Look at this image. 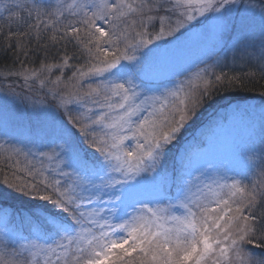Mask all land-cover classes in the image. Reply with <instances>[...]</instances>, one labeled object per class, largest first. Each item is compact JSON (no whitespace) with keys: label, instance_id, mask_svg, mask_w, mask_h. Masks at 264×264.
Masks as SVG:
<instances>
[{"label":"snow or ice","instance_id":"6c2138e0","mask_svg":"<svg viewBox=\"0 0 264 264\" xmlns=\"http://www.w3.org/2000/svg\"><path fill=\"white\" fill-rule=\"evenodd\" d=\"M196 25L211 43L192 72L176 53ZM0 38V79L22 82L5 96L36 110L13 123L0 101V200L26 198L0 206V264H264V101L258 125L213 109L168 163L244 84L225 41L264 79V0H0ZM233 125L227 155L194 166Z\"/></svg>","mask_w":264,"mask_h":264},{"label":"rangeland","instance_id":"374dc122","mask_svg":"<svg viewBox=\"0 0 264 264\" xmlns=\"http://www.w3.org/2000/svg\"><path fill=\"white\" fill-rule=\"evenodd\" d=\"M26 15V13H25ZM202 28L200 25H196L192 28L190 33L182 38L181 48L177 51L176 55L179 58V66L186 68L191 66L192 72L197 71V65L203 67V64L199 63V59H203V51L209 46L211 41L208 37L201 36ZM231 45L225 41L223 47L217 49V55L222 59L227 57L225 63L227 64V69L234 67L235 65H249L252 67L253 62L251 60H245L242 58L240 53H234L230 51ZM4 81V80H3ZM7 84L0 83V101L8 99V117L13 123L18 121L27 122L29 120L35 122L36 110L33 107L28 106L26 103L22 102L21 99H13L10 96H5L8 92ZM37 95V94H36ZM38 96V95H37ZM262 101H250L246 103H238L241 108L249 109L251 113V120H253L257 125L260 120V106ZM245 130L244 125H233L231 127H226L223 131L219 132L217 136L213 137L208 148L199 157L194 159L193 164L202 165L208 160L218 159L227 155V149L230 142L234 139H238L243 136ZM191 139V135L185 141ZM4 138L0 137V143H3ZM7 146V145H5Z\"/></svg>","mask_w":264,"mask_h":264},{"label":"trees","instance_id":"16d2710c","mask_svg":"<svg viewBox=\"0 0 264 264\" xmlns=\"http://www.w3.org/2000/svg\"><path fill=\"white\" fill-rule=\"evenodd\" d=\"M0 42H2V38H0ZM11 60L8 57L0 55V70H2L6 65L10 64ZM251 67L249 65H235L230 69H225L226 71H230V74H239L244 80L243 86H237L235 90H229L226 92H221L216 98L212 101V103L207 106L203 110V116L197 119L195 125L192 128H188L184 131L178 142H176L175 146L172 148V152L168 158V163L171 165L173 162V157L179 154V151L186 145V139L189 138L190 134L195 131V128L198 127L201 123H206L208 119V114L213 109L218 108L219 106H223L229 102L232 104L238 103H246L250 101H264V97H261V92H264V79H260L259 75H257L253 79H248L244 77V73L248 72ZM1 84L11 85V87L15 88L17 83L22 82H13V81H3L0 79ZM9 90V88H8ZM35 94L39 95V89L37 88ZM2 178V176H0ZM25 199L21 196H10L5 200H0V206L6 207L9 210L20 209L25 206ZM247 247L251 248V245H247ZM254 251H259L257 249H253Z\"/></svg>","mask_w":264,"mask_h":264}]
</instances>
